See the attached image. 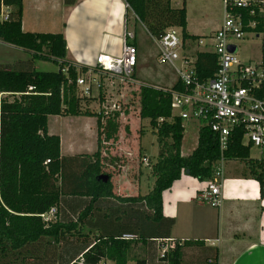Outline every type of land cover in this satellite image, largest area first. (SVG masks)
Here are the masks:
<instances>
[{"label": "trees", "instance_id": "trees-1", "mask_svg": "<svg viewBox=\"0 0 264 264\" xmlns=\"http://www.w3.org/2000/svg\"><path fill=\"white\" fill-rule=\"evenodd\" d=\"M137 18L145 33L159 39L169 28L179 29L184 42L197 38L186 31V10L171 7V0H123ZM10 8L8 21L0 24V43L31 54L30 61H17L0 65V264H24L26 259H36L40 252L51 244L64 242V229L76 224L63 223L59 214L62 199L66 196L110 199L113 197L111 174L101 163V144L118 142L122 127L118 117L102 121L97 116V150L92 155L74 157L60 156V139L49 135V117H95L93 113L81 111V98L75 85L78 76L87 68L77 70L65 61L66 43L61 34L28 33L21 29L22 0H0V6ZM255 9L253 15L242 11L243 31L264 34V6ZM128 10H126V15ZM253 22L254 26L247 24ZM134 39L133 44H137ZM264 44V43H263ZM137 48V47H136ZM138 51V49H137ZM264 51V46H263ZM50 62L58 67L57 72H38L34 61ZM264 68V54L262 57ZM217 68V57L211 52L195 53V71L199 80L213 77ZM66 69V73H62ZM136 78V71L134 74ZM33 87L31 92L27 89ZM173 90H183L175 76ZM264 99V82L257 92ZM138 115L147 119L154 130L157 155L153 163L147 161L153 186L143 197L128 198L141 207V216L148 222L152 237H143L135 232L136 239L99 237L94 245L80 241V231L75 233V245L86 250L83 264H98L105 259L113 264H147L146 256L132 255L134 245L146 242L147 238L167 239L173 220L162 213V194L187 171L188 176L200 182H210L219 158L217 142L207 128L198 131L197 146L188 156H181L184 127L182 120L173 116L171 99L151 87L138 89ZM125 119V118H124ZM126 133L128 127L125 126ZM109 144V143H108ZM249 148L239 145L238 140L225 153L227 160L243 164L241 174L256 181L260 191L264 188V162L251 160ZM81 169V171L79 170ZM105 176L107 181L98 180ZM55 207V219L45 227L39 215ZM79 219V218H78ZM78 221V220H77ZM132 236V235H128ZM74 245V243H73ZM202 250L204 258H185L189 249ZM217 250L206 248L201 241L175 242L163 253L160 261L165 264H215ZM77 264V263H73Z\"/></svg>", "mask_w": 264, "mask_h": 264}, {"label": "crops", "instance_id": "crops-1", "mask_svg": "<svg viewBox=\"0 0 264 264\" xmlns=\"http://www.w3.org/2000/svg\"><path fill=\"white\" fill-rule=\"evenodd\" d=\"M125 8L123 0H22L21 29L28 33L61 34L66 43L65 61L77 68L91 69L95 66L96 56L101 53L114 57L120 55ZM221 23L219 21L211 28L209 37ZM186 31L192 36L187 24ZM209 37L197 36L193 42ZM65 118L70 120L64 124L69 135L72 136L74 131L75 134L86 131L88 135H95L96 119L94 123L88 124L79 121L80 117ZM47 132L56 135L50 134L48 126ZM57 136L60 139L61 157L92 155L96 151V146L91 144L78 149L71 141L61 142V136ZM197 136L187 152H180L182 157L190 155L196 148ZM120 143L122 136H119L116 149L109 155L106 147L110 145L103 143L105 147L101 149L100 155L102 165L112 169L110 183L113 197L96 198L94 201L89 197H64L59 208L60 217L63 223L70 222L77 227L64 229L65 239L62 244H51L36 259H26L24 264H83V255L87 249L83 250L80 243L79 247L75 245L74 237L78 231L82 236L79 242H86L89 248L99 237L105 239L109 236L132 235V239H136L135 232H140L143 237L153 236L148 222L140 214V205L136 211L135 203L127 201L128 198L143 197L151 190L152 181L148 174L145 177L142 172L147 166L143 160H148L140 152L135 155L130 146L124 148ZM256 158L250 157L254 161ZM225 168L219 208H211L201 202V195L207 190L208 182H200L183 173L162 194L163 216L173 220L169 238L155 242H151L153 238H147L146 242L134 245L132 255L146 256L147 264H165L160 261L162 254L172 248L175 242L201 241L206 248L217 250L215 264H264V188L261 192L256 181L243 177V164L237 160H227ZM143 183H147V186ZM185 258H198L197 262L200 263L204 253L191 248ZM98 264L113 262L102 259Z\"/></svg>", "mask_w": 264, "mask_h": 264}, {"label": "built area", "instance_id": "built-area-1", "mask_svg": "<svg viewBox=\"0 0 264 264\" xmlns=\"http://www.w3.org/2000/svg\"><path fill=\"white\" fill-rule=\"evenodd\" d=\"M221 1L222 23L209 39H200L196 43L184 42L176 28L167 29L159 39L150 37L157 50V64L171 68L183 90L151 87L135 78L138 51L133 44L135 37L129 29L128 14H132L133 20L137 18L126 4L128 13L124 18L120 55H97L95 66L87 68L75 81L81 98L92 95L99 98L98 115L102 121L116 115L119 123L123 121L127 106L124 102L126 89L151 87L170 95L172 114L180 118L182 123L196 122L198 131L207 128L217 142L219 158L212 180L201 195V202L215 209L221 205V183L227 161L225 153L235 140H238L239 145L255 150L258 153L257 162H264V99L257 95L264 82V68L262 64H244L236 56V43L242 41L245 34L241 12L253 15L257 8L262 11L264 0ZM9 12L10 8L0 6V24L8 21ZM247 26L253 27L254 23L249 22ZM192 43L201 49L194 50L195 53L211 52L217 57L216 71L206 81L196 76L195 53L191 55L189 52L193 48ZM231 46L236 48L235 53L228 51ZM61 72L66 73V69ZM32 90L33 87L27 89L28 92ZM143 162L147 163L145 159ZM56 213L53 207L39 215L45 227L54 221ZM122 238L130 240L134 237Z\"/></svg>", "mask_w": 264, "mask_h": 264}, {"label": "rangeland", "instance_id": "rangeland-1", "mask_svg": "<svg viewBox=\"0 0 264 264\" xmlns=\"http://www.w3.org/2000/svg\"><path fill=\"white\" fill-rule=\"evenodd\" d=\"M184 4L185 10L188 11V23L186 16V24L189 27L190 34L196 37L207 38L211 34V28L215 26L219 21L223 19V6L220 0H171V7L174 9L181 8ZM187 13V12H186ZM205 17L203 20L202 18ZM133 20L132 14H128V22H130L131 31L134 32L135 42L137 44V64L135 67L136 79L141 83H144L151 87H160L170 89L175 82V74L171 68L168 66H160L156 61L157 50L150 39V37L145 33L142 26ZM203 21V22H202ZM134 24V25H133ZM264 34H256L255 32L245 33L242 41L237 42L238 47L237 59L251 66H257L262 64V57L264 54ZM191 54H194V50L200 48L195 47L194 43ZM31 54L24 52L12 46L0 43V65L13 64L17 61H30ZM34 68L38 72H57L58 67L50 62L45 61H34ZM124 102L127 103L125 107V121L123 119L122 127L119 131V136H122V143L120 145L124 148L130 146V149L135 155L139 152L147 159L150 163L155 162L157 155V142L154 130L150 127L149 121L147 119H141L138 115V89L136 87L128 88L124 92ZM80 96V94H79ZM1 97V96H0ZM100 100L96 95H92L84 100L81 105V111H88L93 113L95 117H83L79 116V121L82 123L86 122L88 124L94 123L97 119L99 111ZM99 116V115H98ZM66 121H70L65 117H49L48 118V130L50 134H59L62 138L61 142L66 140L71 141L78 149L87 147L89 144L93 145L97 150V130L94 125L93 134H87L86 131H80L78 133L73 132L72 136L69 135L68 129L64 127ZM96 123V120H95ZM184 132L182 139V146L180 152H187L188 147L194 145V137L198 135V123L196 122H183ZM125 126L128 127L129 133L125 131ZM96 130V131H95ZM121 133V134H120ZM87 135V136H86ZM121 139V138H120ZM110 146H107V154L112 153L115 145L112 142H108ZM105 147L101 144L100 150ZM118 147V145H117ZM77 149V150H78ZM116 149V148H115ZM62 148V152H63ZM78 152V151H77ZM84 155V154H83ZM258 153L255 150L250 151V157L252 159L256 158ZM227 167V165H226ZM242 167V166H240ZM103 169L110 173L112 169L108 166H104ZM226 168H224L225 170ZM145 173V177H150L152 183H150L151 188L153 186V178L149 172V166H145L142 169ZM111 174V173H110ZM147 186V183H143ZM210 208V207H209ZM165 252V251H164Z\"/></svg>", "mask_w": 264, "mask_h": 264}, {"label": "water", "instance_id": "water-1", "mask_svg": "<svg viewBox=\"0 0 264 264\" xmlns=\"http://www.w3.org/2000/svg\"><path fill=\"white\" fill-rule=\"evenodd\" d=\"M228 51H229L230 53H235V52H236V48L233 47V46L228 47ZM185 174L188 175V172L186 171ZM98 180L105 182V181H107V177H105V176H100V177H98Z\"/></svg>", "mask_w": 264, "mask_h": 264}]
</instances>
